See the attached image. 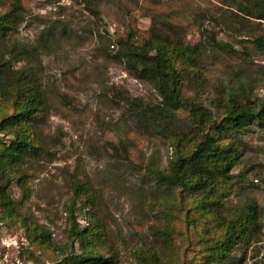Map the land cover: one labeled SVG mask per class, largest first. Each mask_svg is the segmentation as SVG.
I'll return each mask as SVG.
<instances>
[{"label":"rangeland","instance_id":"obj_1","mask_svg":"<svg viewBox=\"0 0 264 264\" xmlns=\"http://www.w3.org/2000/svg\"><path fill=\"white\" fill-rule=\"evenodd\" d=\"M241 3L243 0H24L25 21L13 34L20 44H37L41 35L55 27V41L40 52L37 69L49 99L42 126L47 145L45 153L30 158L23 168L29 194L24 196L16 182L12 185L20 216L3 219L0 208V264H60L69 250L55 246L70 244V200L77 180L91 183L97 204L90 206L82 195L76 203V221L84 228L95 220L92 213L96 212L107 240L97 251L113 258L112 264H139L137 256L142 250L164 248L156 240V231L166 229L168 211H175L172 223L179 234L175 243L187 245L188 236L197 241L203 218L190 209L197 198L180 190L169 200L161 198L148 169L152 164L167 172L174 147L164 136L142 133L130 107L115 96L125 92L150 105L160 101L152 85L131 76L117 60L116 40L131 33L140 44L152 26L190 45L203 40L210 52L186 94L213 114L222 115L220 100L227 90L247 85L252 89L247 88V94L264 97V54L253 52L251 42L246 41L254 38L255 27L262 29L256 34L264 36V21L257 26V21L241 17ZM167 24L177 27L175 34L165 28ZM213 34L219 46L227 44L233 49L213 50ZM247 51L251 52L248 57ZM242 140L245 153L232 171L236 192L231 200L252 195L264 208V128L250 125ZM243 173V178L238 177ZM24 225L43 227L54 246L30 241ZM257 252V260H262L264 235L249 256ZM169 254V250L163 253ZM252 262L249 257L246 264Z\"/></svg>","mask_w":264,"mask_h":264},{"label":"trees","instance_id":"obj_2","mask_svg":"<svg viewBox=\"0 0 264 264\" xmlns=\"http://www.w3.org/2000/svg\"><path fill=\"white\" fill-rule=\"evenodd\" d=\"M238 10L241 17L257 21V26L264 21V0H243ZM25 15L24 0H0V208L3 219L20 216L12 185L16 182L24 196L29 194L28 176L23 168L30 158L45 153L47 145L42 126L48 116L49 99L37 69L41 64L40 52L50 49L55 41V27L41 35L37 44H20L13 34L25 21ZM165 28L174 34L177 29L171 24ZM261 30L253 28L254 38L246 40L258 54H264V36L256 34ZM135 39L131 33L118 38L116 58L131 76L152 85L160 101L150 105L125 92L115 96L130 107L142 133L164 136L174 147V158L167 172L152 164L148 166L157 182L155 192L161 191L160 197L166 200L175 197L177 190L196 197L197 204L190 209L199 211L203 218V230L197 235V241L188 236L187 245H177L174 239L179 234L172 223L175 211H168L166 229L156 231V240L164 248L142 250L137 256L139 264H246L249 257L253 259L252 264H264V257L257 260L259 252L249 256L263 242L264 208L252 195L231 200L236 192L232 171L245 153L242 135L254 123L264 128V97H253L252 92L247 94L249 87L242 85L239 89L227 90L220 100L222 115L213 114L203 103L186 94L196 73L201 71L205 54L210 52L203 40L190 45L155 26L140 44ZM210 39L213 50L223 46L233 49L227 44L219 46L215 34ZM244 54L248 57L251 52ZM244 176L243 173L238 177ZM93 190L88 181H74L70 244L55 246L69 250L60 264L113 263V258L97 251L107 240L104 224L96 212L92 213L95 220L84 228L76 221V203L82 195L87 196L90 206L97 204ZM24 226L30 241L54 246L50 233L43 227ZM165 250L171 254L163 255Z\"/></svg>","mask_w":264,"mask_h":264}]
</instances>
